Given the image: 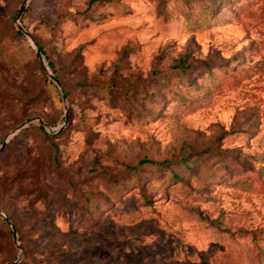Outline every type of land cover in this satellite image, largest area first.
<instances>
[{"label":"rangeland","instance_id":"1","mask_svg":"<svg viewBox=\"0 0 264 264\" xmlns=\"http://www.w3.org/2000/svg\"><path fill=\"white\" fill-rule=\"evenodd\" d=\"M4 142L0 264H264V0H0Z\"/></svg>","mask_w":264,"mask_h":264},{"label":"trees","instance_id":"2","mask_svg":"<svg viewBox=\"0 0 264 264\" xmlns=\"http://www.w3.org/2000/svg\"><path fill=\"white\" fill-rule=\"evenodd\" d=\"M98 1H106V0H98ZM92 2H94V1H91V3ZM20 35H22V33L21 32H18ZM35 45H36V47L38 48V50L40 51V53H41V55L44 57V59H45V61H46V63H47V65H48V67H49V69L51 70V72L53 73V75L55 76V78L57 79V81H58V83H59V80H58V78H57V76H56V66H55V63L54 62H52V61H50V59L48 58V56L46 55V53H45V51H44V49L42 48V46L41 45H39L38 43H35ZM39 58V57H38ZM175 68L176 69H179L182 73H186L187 72V68H186V66H185V61L184 60H181V61H179V64L177 65V66H175ZM208 72V71H207ZM42 131H43V128H40ZM153 165V164H155L153 161H150V160H145V159H143V160H141V161H139L138 162V164H137V166H141V165ZM186 166V165H185ZM174 177H176L175 175H174Z\"/></svg>","mask_w":264,"mask_h":264},{"label":"water","instance_id":"3","mask_svg":"<svg viewBox=\"0 0 264 264\" xmlns=\"http://www.w3.org/2000/svg\"><path fill=\"white\" fill-rule=\"evenodd\" d=\"M26 1H27V0H25V2H26ZM24 8H25L24 6H22V7L20 8V10H19V12H18V15H17V19L20 18V15H21V13L23 12ZM20 31H21V33H23L26 37H28V34H27V32L25 31V29H24L23 27H20ZM34 49H35V53H36V54L38 55V57H39V60H40V61H43L42 55H41L40 51L38 50V48L35 47ZM50 78H51V80H52L56 85H59V83H58L57 79L55 78V76H53L52 74H50ZM22 127H23V125L19 126L18 129H20V128H22ZM4 144H5V142H4V143L2 144V146L0 147V152H1V150H2V148H3V146H4ZM0 213H1V211H0ZM4 219H5V221L8 223V225L12 228L9 219H8L6 216H4ZM13 237H15V234H13Z\"/></svg>","mask_w":264,"mask_h":264}]
</instances>
